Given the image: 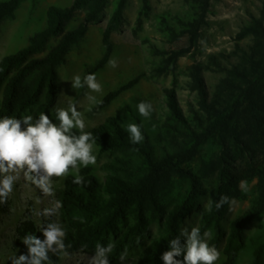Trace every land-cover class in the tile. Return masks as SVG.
<instances>
[{"label":"trees","instance_id":"obj_1","mask_svg":"<svg viewBox=\"0 0 264 264\" xmlns=\"http://www.w3.org/2000/svg\"><path fill=\"white\" fill-rule=\"evenodd\" d=\"M23 1L0 0V28L3 21L12 17ZM189 1L198 10V17L185 23L179 33L170 26L167 28L175 38L188 35L192 44L199 36V28L208 12L210 0ZM127 2L128 0H116L103 31V54L85 75L96 74L111 58V36L123 23ZM147 2L148 0H144L145 6L148 5ZM107 3L108 0H73L67 7H48L44 28L30 36L26 46L0 60V118L32 115L35 120L41 112L51 116L60 92L57 68L84 38L88 26L99 18ZM81 12L84 14L79 22L68 27ZM262 12L264 13V8ZM247 36L256 38L255 46L250 51L243 50L240 63L228 69L230 77L223 84L234 90L228 93L224 105L210 99L199 69H192L191 76L199 95V106L206 115V124L201 125L200 129H195L189 123L175 89H165L169 108L165 131L174 135L176 132L182 133L184 136L174 151L164 152L160 156L156 154V148L142 125V118L136 107L142 101L140 99H134V105L126 103L122 107L124 115L108 116L98 125L85 129L93 134L94 146L100 151L136 153L143 164L142 172L132 176L125 170L127 161L117 157L115 163L104 165L111 173L103 181L93 165H81L79 173L70 169L66 177H53L60 182L55 189V199L63 204L58 214L53 216V222L60 224L67 233L64 240L66 246L70 245L66 247L67 253L94 251L98 242L106 246L111 241L115 248L108 256L109 264H122L125 261L121 262L119 259L122 250L132 242L133 236L146 230L150 222L157 219L160 225L158 236L146 243L128 264H164L161 255L169 250L168 242L179 235L186 217L195 208L200 193L198 175L187 169L184 163L206 143L231 130L239 129L242 125L240 114L244 112V106L248 112L253 111L245 120L249 126H259L264 117V103L261 101L264 95V54L259 49L264 45V25L255 19L237 34L238 39ZM187 51V48L172 51L163 58V69L174 66L177 59ZM138 82L139 77H136L110 90L99 100L102 103L93 105L91 113H98L108 107ZM130 123L140 125L144 135L142 143L130 142L126 131ZM77 174L83 176V185L72 182ZM220 174V180L209 192L210 210L202 213L197 226L201 235L206 230L211 231L212 236L208 241L210 246L219 250L223 244L224 260L219 264H238L246 245V227L264 216V160L254 169V177L257 178L256 195L249 207L231 220L228 232L222 224L228 204L218 210L216 202L222 195L240 198L242 191L238 182L225 174V171L222 170ZM49 222L52 220L47 221ZM26 234H38V227L31 219L22 220L16 227L19 239H23ZM184 242L181 237V244ZM60 256V253L49 252L53 262H57ZM177 259L182 260L183 257ZM246 264H264V227Z\"/></svg>","mask_w":264,"mask_h":264},{"label":"rangeland","instance_id":"obj_2","mask_svg":"<svg viewBox=\"0 0 264 264\" xmlns=\"http://www.w3.org/2000/svg\"><path fill=\"white\" fill-rule=\"evenodd\" d=\"M72 2L73 0L21 2L14 15L6 18L1 25L0 60L26 46L29 37L44 28L46 11L50 5L67 7ZM115 4L116 0H108L99 18L88 26L84 38L73 47L65 62L57 68L60 92L50 118L55 122L56 108H67L69 104H75L83 115L86 129H90L103 122L108 116L124 115L122 107L126 103L134 105V99H140L150 102L154 109L150 118L146 119L142 116L141 118L142 125L156 148V154L160 156L164 152H172L178 143L182 142L184 136L182 133L174 132L176 134L174 135L165 131L169 116L165 89H175L183 113L195 129L205 125L206 115L200 109L199 95L194 88L191 71L195 67L199 69V75L203 79L210 99L224 105L228 93L234 90L226 88L223 84V81L230 77L228 69L240 63L243 50L250 51L255 46L256 38L247 36L238 39L237 34L255 19L264 25L262 12L264 0H210L208 12L199 28V36L192 44L188 40V35L175 38L167 28L170 26L179 33L185 27V23L198 17V10L189 0H148L147 6L144 0H128L123 23L111 36L113 43L111 58H116L118 66L112 68L107 63L95 74L97 81L102 85V92H90L87 87L73 89L72 78L80 75L83 79L85 73L103 54V31ZM83 14V12L77 14L68 27L78 23ZM181 48H187L188 51L177 59L174 66L164 70L163 58ZM259 49L264 54V45ZM136 77H139V82L135 86L123 92L100 112L91 113L94 104L88 101V94L95 96L99 101L110 90ZM261 101L264 103V95ZM243 110L244 112L240 114L242 125L239 129L231 130L206 143L184 163L187 169L198 175L200 193L195 208L186 217L182 228L188 227L190 231L191 227L198 225L202 213L208 210L209 192L220 180L222 170L231 179L236 180L238 186L241 180L247 181L249 189L247 192L242 191L240 198L233 197L236 204L232 206L231 211L228 205L222 221L227 232L231 220L248 208L255 197L257 178L254 177V169L264 160V117L259 126H249L245 120L253 111L248 112L245 106ZM93 154L97 157V162L93 166L102 181L111 173L104 168V165L115 163L117 157L127 161L125 170L132 176L135 177L142 172V161L132 151L123 153L100 151L94 146ZM52 185L54 195L45 196L25 180L22 172L19 173V179L14 183L13 191L7 201L0 203V264H11L13 257L28 254L27 246L16 235V227L22 220H33L38 227L37 237L44 239L41 229L47 221L53 222V216L56 215L46 217L36 213H42L43 209L52 207L53 201L56 200L55 189L60 182L52 178ZM263 227L264 216L246 227L244 237L246 245L240 254L238 264L247 263ZM159 232V221L155 219L150 222L146 230L133 236L132 242L126 246L127 257L122 264H128L130 259L135 258L144 245L158 236ZM222 249L223 244L219 249L220 258L215 264L224 260ZM94 255L95 250L61 254L57 262L49 258L51 264H90V259Z\"/></svg>","mask_w":264,"mask_h":264},{"label":"clouds","instance_id":"obj_3","mask_svg":"<svg viewBox=\"0 0 264 264\" xmlns=\"http://www.w3.org/2000/svg\"><path fill=\"white\" fill-rule=\"evenodd\" d=\"M108 66L116 68L118 61L112 57ZM73 89L87 87L90 92H102V85L97 81L94 73L86 74L83 79L80 75L72 78ZM87 99L91 104H99L93 95L88 94ZM140 116L148 119L154 111L150 102L141 101L137 104ZM58 121V123L56 122ZM86 123L83 115L77 110L75 104H69L67 108L55 109V122L50 116L41 112L34 120L32 115H24L21 118L4 116L0 118V203L7 201L13 191L14 183L19 179V173H23L26 181L39 189L45 196H53L54 188L52 178L66 177L70 169L77 173L80 166L95 165L97 157L94 155L95 138L91 132L85 131ZM126 131L132 144H140L144 140L140 125L130 123ZM74 184L83 185V176L77 174ZM239 188L247 192L248 182L241 180ZM225 204H236L235 198L222 195L216 208L219 210ZM63 207L62 201H53L52 207L37 212L36 215L51 217L57 215ZM210 210V208H208ZM41 240L35 234H26L22 243L27 246L28 254H21L11 259V264H51L49 252L53 254L67 255L64 243L67 235L65 229L56 222H49L43 226ZM212 233L206 230L201 235L198 226L184 227L179 235L168 242L169 250L163 252L161 260L164 264H215L220 258V251L215 246H210L209 240ZM181 237L184 244H181ZM139 243V238H137ZM115 248L113 242L106 246L101 243L95 245V255L90 259V264H109L108 256ZM183 259H177V257ZM127 257V248L120 254V261Z\"/></svg>","mask_w":264,"mask_h":264}]
</instances>
